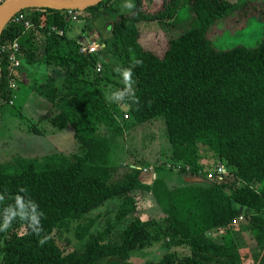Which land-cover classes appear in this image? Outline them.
<instances>
[{
    "label": "trees",
    "instance_id": "trees-1",
    "mask_svg": "<svg viewBox=\"0 0 264 264\" xmlns=\"http://www.w3.org/2000/svg\"><path fill=\"white\" fill-rule=\"evenodd\" d=\"M107 1L71 13L27 7L17 13L30 26L9 21L0 36V46L19 43L18 66L0 53V106L10 107L8 79L28 80L27 86L49 102L51 125H71L77 144L72 154L0 164V264H135L132 252L153 244L160 230L153 229L161 222L189 253L178 258L168 252L148 264H264V33L252 47L220 49L211 41L216 28L236 34L251 18L264 21V0H159L154 10L136 0V9L112 20L109 44L80 52L79 43L67 36L73 16L96 19ZM182 5L189 17L181 20ZM143 22H156L166 32L162 54L142 40ZM113 60L122 70L131 69L132 96L121 100L131 121L162 120L173 163L189 166L182 170L191 176L210 172L200 167V159L204 150L213 152L215 163L229 168L223 179L171 187L144 166L121 172L111 164L112 141L123 128L113 111L115 92L105 95L95 66L104 70ZM51 68L62 76L49 74ZM119 85L123 91L128 87ZM145 193L153 196L159 216L139 213ZM111 202L118 203L117 221H129L119 230L109 225L93 232L91 212ZM240 215L248 219L255 252L235 238ZM73 223L82 249H70L71 240L60 235Z\"/></svg>",
    "mask_w": 264,
    "mask_h": 264
},
{
    "label": "rangeland",
    "instance_id": "rangeland-1",
    "mask_svg": "<svg viewBox=\"0 0 264 264\" xmlns=\"http://www.w3.org/2000/svg\"><path fill=\"white\" fill-rule=\"evenodd\" d=\"M145 1L149 10L157 9L159 6V3H157L159 0ZM136 7V0H108L105 6L101 8V14L96 19L87 21L82 18H77V20L73 18V23L67 32V36L71 40L76 41L77 44L79 43L80 47L86 42L101 45L103 41H106L109 44L111 36L109 26L114 17L120 12L133 11ZM178 15L181 20L189 17L188 6L182 5L178 9ZM83 16L86 17L87 14L85 13ZM87 26H91L92 29L89 31L86 29ZM166 27L170 28L171 26ZM177 27L179 29L180 25L177 24ZM140 29L142 31V40L150 48L162 54L167 47V35L161 25L156 22H143L140 25ZM218 30L219 28H216L213 31L214 34L212 33L211 41L215 47L225 49L238 44L252 47L261 40L264 33V21L251 18L246 28L236 34H233L231 30H224L223 33H219ZM118 64V61L113 60L110 65H107L98 74L97 78L101 79L100 85L101 89L105 91V95L109 91L115 93L124 92L119 89V84L126 83L123 77V70ZM36 70V68H33L34 72ZM48 73L55 75L57 78L62 76L59 70L53 68L49 69ZM7 82L11 96L9 95L8 100L9 108L3 109L0 106V164L14 162L20 157L30 158L55 152H63L65 154L76 152L77 144L73 127L67 125L61 129H55L51 125L50 118L53 110L48 107L49 102L28 88V80L26 83H22L16 79H8ZM13 83L15 84L14 88L10 86ZM14 92L16 93V98ZM115 101L117 103H115L113 111L123 129L121 135L116 136L112 141L111 164L118 165L121 172L125 171V168L130 165L144 166L143 170L148 169L152 175L157 174L164 177L169 184L170 182L176 184L175 182L180 179L179 174L184 171L182 169L175 170L176 164L173 163L171 154H169L171 152L170 146L162 120L157 119L152 122L134 124L130 117L125 118L128 113L126 104L121 101ZM2 102L0 97V105H2ZM33 128L41 130V134H34ZM215 161L216 157L213 152L204 150L200 159V167H209L210 171H213L220 164L215 163ZM156 164L160 168H156ZM151 165H153V169H156L155 171L149 169L152 168ZM226 169L229 171L228 167ZM150 173L149 175H151ZM149 175V178L147 177L148 180L151 179ZM187 179L185 182H187ZM195 180H201L203 184L211 182L209 181L211 179L206 176L193 177L192 175L189 178V181ZM237 186H240V184L237 183ZM107 202H110V200ZM117 210L118 203L111 202L102 204L92 211L91 217L96 218L92 231H102L109 225L115 226V228L111 229H114V231L122 229L130 218H126L119 223L116 218ZM139 213L143 217L146 214L152 216L160 215V209L151 193L144 194V198L140 201ZM234 224L235 238L239 245L248 248L251 252H255L257 248L252 233L248 229V219L241 215L234 221ZM75 225L73 223L70 230L61 232L60 235H62V238L71 240L70 249H82L84 240L76 238L74 233ZM159 226L153 229V233L160 229L155 233L157 239L153 241V244L132 252L131 259L135 264L155 263L168 252H172L178 258H183L189 253L186 244L181 243L178 238L163 230L164 224L162 222Z\"/></svg>",
    "mask_w": 264,
    "mask_h": 264
},
{
    "label": "water",
    "instance_id": "water-1",
    "mask_svg": "<svg viewBox=\"0 0 264 264\" xmlns=\"http://www.w3.org/2000/svg\"><path fill=\"white\" fill-rule=\"evenodd\" d=\"M103 0H0V36L20 10L27 7H48L57 10H79L97 5Z\"/></svg>",
    "mask_w": 264,
    "mask_h": 264
},
{
    "label": "built area",
    "instance_id": "built-area-1",
    "mask_svg": "<svg viewBox=\"0 0 264 264\" xmlns=\"http://www.w3.org/2000/svg\"><path fill=\"white\" fill-rule=\"evenodd\" d=\"M69 13H71V10H69ZM73 18L75 19V16H73ZM10 21L13 22H18V23H23L26 27L30 26V22L27 21L24 17V15L22 13H16L12 19ZM54 30V28H53ZM58 34H62V30H58L57 31ZM100 49V45L98 44H93L91 42H86L84 44H82V46L80 47V52L82 53H94L96 51H98ZM0 53H6L9 62L12 64V66H18L19 65V61H18V54H19V43L17 41V39H15L14 41H12L11 43H3L0 46ZM103 71V67L100 63H97L95 66V72L96 73H100ZM11 87H15V84H10ZM128 116L125 115V118H127ZM188 171L189 170V166H182L181 164L176 165V169H183V168ZM151 169V168H149ZM227 169L225 167V165L219 164L213 171L207 172L205 173V176L208 179H214V178H218V179H223L224 175L227 174ZM241 217V215L239 216Z\"/></svg>",
    "mask_w": 264,
    "mask_h": 264
},
{
    "label": "clouds",
    "instance_id": "clouds-1",
    "mask_svg": "<svg viewBox=\"0 0 264 264\" xmlns=\"http://www.w3.org/2000/svg\"><path fill=\"white\" fill-rule=\"evenodd\" d=\"M123 77H124L125 83H126V85L128 87L126 88V90L124 92H116V93H113V97L117 101L123 100L126 95L129 96V97L132 96V93H131V69H125V70H123ZM36 219H37L36 216L33 215V217H32L33 222H36ZM7 226H8V222L6 220L4 227H7ZM35 230L36 231H39L38 228H36Z\"/></svg>",
    "mask_w": 264,
    "mask_h": 264
},
{
    "label": "crops",
    "instance_id": "crops-1",
    "mask_svg": "<svg viewBox=\"0 0 264 264\" xmlns=\"http://www.w3.org/2000/svg\"><path fill=\"white\" fill-rule=\"evenodd\" d=\"M233 1V0H232ZM29 88V87H28ZM30 89V88H29ZM31 90V89H30ZM14 96H15V98H16V93L14 92ZM48 107H50V104H49V106ZM50 109H51V107H50ZM152 166V169H153V165H151ZM153 171H155V169H153ZM177 173V172H176ZM179 174V173H178ZM180 175V179H179V181L178 182H175L176 184H174V183H172V182H170V184H172V185H170L168 182H167V180L165 179V181L167 182V184L169 185V186H171V187H175V186H179V185H183L184 183H186L185 181H186V179H187V182L189 181V178L190 177H192V176H190V174H188V173H185V172H183V173H180L179 174ZM154 176V175H153ZM194 177V176H193ZM174 184V185H173Z\"/></svg>",
    "mask_w": 264,
    "mask_h": 264
}]
</instances>
